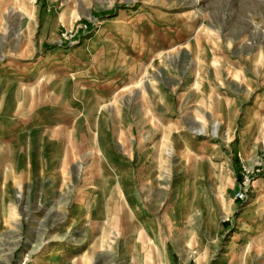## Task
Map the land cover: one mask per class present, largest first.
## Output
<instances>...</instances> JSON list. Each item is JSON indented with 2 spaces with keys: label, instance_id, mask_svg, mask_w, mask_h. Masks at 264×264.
<instances>
[{
  "label": "rangeland",
  "instance_id": "1",
  "mask_svg": "<svg viewBox=\"0 0 264 264\" xmlns=\"http://www.w3.org/2000/svg\"><path fill=\"white\" fill-rule=\"evenodd\" d=\"M0 264H264V0H0Z\"/></svg>",
  "mask_w": 264,
  "mask_h": 264
},
{
  "label": "bare ground",
  "instance_id": "2",
  "mask_svg": "<svg viewBox=\"0 0 264 264\" xmlns=\"http://www.w3.org/2000/svg\"><path fill=\"white\" fill-rule=\"evenodd\" d=\"M184 189H185V188H184ZM186 190H187V189H186ZM84 204H85V202L81 201V205H83V206H84ZM81 205H80V206H81Z\"/></svg>",
  "mask_w": 264,
  "mask_h": 264
}]
</instances>
